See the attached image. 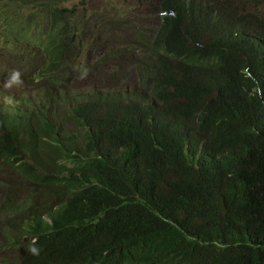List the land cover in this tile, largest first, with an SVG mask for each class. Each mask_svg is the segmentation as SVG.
Wrapping results in <instances>:
<instances>
[{
  "label": "trees",
  "instance_id": "16d2710c",
  "mask_svg": "<svg viewBox=\"0 0 264 264\" xmlns=\"http://www.w3.org/2000/svg\"><path fill=\"white\" fill-rule=\"evenodd\" d=\"M64 3L0 0V55L28 48L42 82L0 100V264H264V0H139L79 29ZM104 27L119 41L83 54Z\"/></svg>",
  "mask_w": 264,
  "mask_h": 264
},
{
  "label": "rangeland",
  "instance_id": "374dc122",
  "mask_svg": "<svg viewBox=\"0 0 264 264\" xmlns=\"http://www.w3.org/2000/svg\"><path fill=\"white\" fill-rule=\"evenodd\" d=\"M64 6L68 7L69 10L71 11L70 16L75 22V26H74L75 29H79L81 28L82 25L83 26L86 25L89 20H91L90 25H92L93 24L92 22H94L93 14L95 15L96 13L104 12V13L109 14V13H115V12H122V14L126 16H130L131 14H133V11L135 10V8L138 10H140V8H143L140 5L139 0H65ZM261 13L264 16V5L261 6ZM28 14L29 13H27V15ZM103 30L106 31L105 34H102L101 31L95 32L93 30L92 34L88 35V33H90L88 29H85L79 32L78 41L80 39H83V42H84L83 50H82L83 54L89 55V53L86 52V48H87L88 43L90 42L89 41L90 36L99 38V41H100L99 48L96 49L94 52L95 57H98L99 53L104 54L106 52V49L102 50V46H103L102 43H104V41L110 38L113 41H119V38H120L119 32H116V31L111 32L113 29H111L110 27H104L102 28V31ZM107 45L110 46V43H108ZM13 52L14 54L9 52L8 61H6L3 55H0V66L3 65V63L1 62L2 60L3 62H5V64H7V66L13 68V70L19 71L21 67H19L18 65H20L21 63L29 62L32 59L30 50H28V48L26 47H20V48L15 47ZM91 57H93V54H91ZM2 84L3 83H1L0 85ZM41 85H42V82H39L33 85L28 83V84H24L23 86H18V87L14 86L12 88L16 92H19L22 90H28L30 92H34V91L39 92L41 90ZM121 86L122 88H125V89L135 87L133 75L131 76L129 80L122 82ZM0 90L5 91V88L0 86ZM11 95H12V90H9L8 92H6L4 96V100H5V97H10ZM4 168H5L6 178L12 183V180L10 179L12 169L8 167H4ZM3 177L4 176H2V178ZM42 189L43 188L41 187L37 188L35 190V193H37L38 191H41ZM12 253L13 251L9 249L4 253V256L8 257ZM1 260H3V257L0 258V261Z\"/></svg>",
  "mask_w": 264,
  "mask_h": 264
},
{
  "label": "clouds",
  "instance_id": "9594fccd",
  "mask_svg": "<svg viewBox=\"0 0 264 264\" xmlns=\"http://www.w3.org/2000/svg\"><path fill=\"white\" fill-rule=\"evenodd\" d=\"M84 75H86V72L84 73ZM21 77H22V74H21L20 71L13 70L10 73L9 78H8V80L6 82H4V81L3 82H0V84L3 83L0 86H2L3 88H5V91H1L0 90L3 93L2 96H0V100H4V96H5L6 92H8L9 90H12V95L10 97H5V100L4 101L6 103H9L11 105H15L20 100L27 101L30 98H32V101L34 103H36L37 101H39V92H35V91L34 92H30L28 90H22V91L16 92V91L13 90L12 87H14V86H17V87L18 86H23V83L24 82H23V80H22ZM81 78H83V76ZM37 83H39V82H34V83H32V85L33 84H37ZM27 93H30V98L27 97ZM28 251H30L31 254H33V255H36V256L39 255V249L36 248V247L30 246L29 249H28Z\"/></svg>",
  "mask_w": 264,
  "mask_h": 264
}]
</instances>
